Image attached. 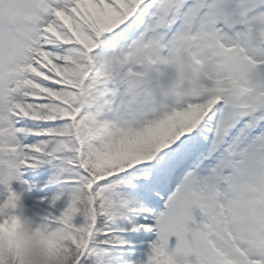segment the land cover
Segmentation results:
<instances>
[{"label":"snow or ice","instance_id":"obj_1","mask_svg":"<svg viewBox=\"0 0 264 264\" xmlns=\"http://www.w3.org/2000/svg\"><path fill=\"white\" fill-rule=\"evenodd\" d=\"M46 164L70 264H264V0H0V264Z\"/></svg>","mask_w":264,"mask_h":264},{"label":"clouds","instance_id":"obj_2","mask_svg":"<svg viewBox=\"0 0 264 264\" xmlns=\"http://www.w3.org/2000/svg\"><path fill=\"white\" fill-rule=\"evenodd\" d=\"M0 175L4 176L0 183L6 182L8 170ZM3 203L4 201H0V204ZM24 203L25 197L18 196L17 207ZM41 222L38 214L25 212L21 215L14 245L7 252L9 264H70V253L66 249L51 250L47 238L38 233Z\"/></svg>","mask_w":264,"mask_h":264},{"label":"rangeland","instance_id":"obj_3","mask_svg":"<svg viewBox=\"0 0 264 264\" xmlns=\"http://www.w3.org/2000/svg\"><path fill=\"white\" fill-rule=\"evenodd\" d=\"M55 171L56 169H54L52 165L47 164L35 169H22V178L37 185V187L33 189L31 193L25 194L26 212L32 213L34 211H41L43 206L39 202V197L41 195H45L58 190V186L56 185H49L47 188L44 187V184L46 183L48 178ZM13 184L14 187H17L19 185V182L14 181ZM160 210H162V208L157 209V212H159ZM123 235L130 242L127 245V248L130 249V251L125 253L127 259L129 260H136L139 257L140 253L144 249H146L148 242L156 238L155 232L146 233L143 230L138 232H125L123 233Z\"/></svg>","mask_w":264,"mask_h":264}]
</instances>
